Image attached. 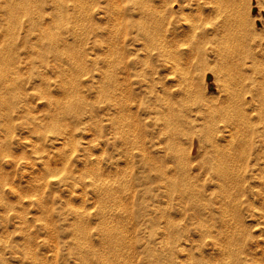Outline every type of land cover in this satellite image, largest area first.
<instances>
[{
    "label": "rangeland",
    "instance_id": "374dc122",
    "mask_svg": "<svg viewBox=\"0 0 264 264\" xmlns=\"http://www.w3.org/2000/svg\"><path fill=\"white\" fill-rule=\"evenodd\" d=\"M135 1L0 0V264H264V0Z\"/></svg>",
    "mask_w": 264,
    "mask_h": 264
},
{
    "label": "bare ground",
    "instance_id": "6f19581e",
    "mask_svg": "<svg viewBox=\"0 0 264 264\" xmlns=\"http://www.w3.org/2000/svg\"><path fill=\"white\" fill-rule=\"evenodd\" d=\"M136 1H137V0H136ZM136 1H135V2H136ZM146 2H147V1H146ZM109 3H110V2H109ZM137 3H138V2H137ZM142 3H144V1H143ZM114 4H115V3H114ZM134 4H135V3H134ZM139 4H140V5H139V8H140L139 10H140L141 12L144 11V9L146 8L147 3H144V4L139 3ZM147 6H148V5H147ZM109 9H110V8H109ZM149 26H150V25H149ZM162 28H163V27H162ZM163 29H164V28H163ZM162 36H163V35H162ZM174 40H175V39H171V40H170V43H171V44H172V43L175 44L176 42H175ZM163 44H164V46H162V47H164V49L162 48V49L159 51V54H162L161 56H163L164 58L166 57V60H167V58H169L170 55H172V54H174V53L172 52V50H170V49L168 48V45H165V42H164ZM176 45H178V44H176ZM169 47H170V46H169ZM176 47H177V46H176ZM233 47H234V46H233ZM226 48H227V47H226ZM174 49H175V47H174ZM176 49H177V48H176ZM176 49H175V50H176ZM193 51H194V50H193ZM240 52H241V51H240ZM179 55H180V53H179ZM163 57H162V58H163ZM172 57H173V56H172ZM177 57H178V56H177ZM173 58H174V57H173ZM170 59H171V58H170ZM185 59H186V58H185ZM227 59H228V58H227ZM231 59H232V58H231ZM262 59H263V58H262ZM172 60L174 61V59H171V63L174 64L176 61H175V62H172ZM186 60H187V59H186ZM186 60H185V61H186ZM112 61H113V60H112ZM226 61H227V60H226ZM169 62H170V61H169ZM186 62H187V61H186ZM183 63H184V62H183ZM183 63H182V64H183ZM187 63H188V62H187ZM233 63H234V62H233ZM261 64H262V61H261ZM174 65H176V63H175ZM174 65H173V66H174ZM173 66H172V67H173ZM176 66H177V65H176ZM176 66H174V67L176 68ZM180 66H181V65H179V67H180ZM182 66H183V65H182ZM182 66H181V67H182ZM170 67H171V66H170ZM172 67H171V68H172ZM174 67H173V68H174ZM181 67H180V68H181ZM173 68H172V69H173ZM180 68H178V69H180ZM182 68H183V67H182ZM183 69H184V68H183ZM255 69H256V68H255ZM262 69H263V68H262ZM176 70H177V69H176ZM180 70H181V69H180ZM185 70H186V69H185ZM260 70H261V69H260ZM177 71H179V70H177ZM177 71H176V72H177ZM257 71H258V69H257ZM251 72H252V71H251ZM261 72H262V70L260 71V74H261ZM182 73H183V71H182ZM247 74H248V73H247ZM262 75H264L263 72H262L261 76H262ZM261 78H262V77H261ZM263 78H264V76H263ZM263 78H262V79H263ZM256 81L261 82L260 80H256ZM263 84H264V83H263ZM263 84H262V85H263ZM258 86H260V85H258ZM262 88H263V87H262ZM164 89H165V88H164ZM152 90H153V89H152ZM163 91H164V90H163ZM8 92H9V91H8ZM162 94H163V93H162ZM10 95H11V94H10ZM164 96H165V95H164ZM7 99H8V98H7ZM161 104H162V103H161ZM168 107H169V106H168ZM171 107H172V106H171ZM164 117H165V116H164ZM164 119H165V118H164ZM244 126H245V125H244ZM107 192H108V191H107ZM114 233H115V232H114ZM112 239H113V238H112Z\"/></svg>",
    "mask_w": 264,
    "mask_h": 264
}]
</instances>
